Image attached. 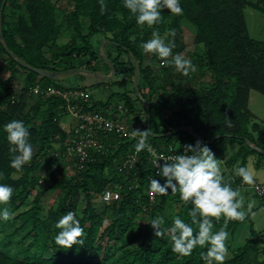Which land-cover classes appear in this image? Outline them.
Masks as SVG:
<instances>
[{"label": "trees", "instance_id": "16d2710c", "mask_svg": "<svg viewBox=\"0 0 264 264\" xmlns=\"http://www.w3.org/2000/svg\"><path fill=\"white\" fill-rule=\"evenodd\" d=\"M64 1L72 9L63 10ZM104 3L107 8L101 13L100 0H0V60L6 59L10 70L9 76L0 78V184L13 188L9 202H0V264H206L200 254L207 252V245L182 256L172 251L169 234L155 236L149 223L152 219L163 216L164 229L172 227L176 216L191 223L188 213L193 205L180 198L179 190L173 193L168 189L166 195L150 191L152 178L161 184L165 178L156 175L147 148L138 153L133 167H124L136 151L137 140L102 134L104 152L80 164L67 153L73 132L62 125V118L69 113L67 100L60 95L32 94L37 83L62 91H86L64 86L56 75L44 77L30 67L51 74L67 73L80 69L79 60L85 70L97 71L93 63L105 57L95 47L96 36L101 37L99 43L105 41L103 46H108L106 57L116 74L118 67L130 62L128 69L149 108L135 106L129 97L122 108L112 104L111 97L107 102H91L86 96L72 103L88 113L108 107L118 115L127 111L130 123L135 124L131 128L151 130L148 143L161 151L174 147L182 153L185 145H194L200 138L226 167L222 175L233 189L253 190L264 205V196L237 175V169L246 167L251 156L257 157L258 167L264 165V131L256 134L261 126L249 106L251 90L264 94V41L250 35L244 12L250 6L264 14V0H179L182 14L165 8L162 21L152 26L138 24L136 15L124 7V0ZM8 6L12 8L9 13ZM187 23L194 28L195 48L184 55L196 71L185 76L174 74V65L145 53L140 45L158 31L166 42L175 44L173 54H181L186 49L181 35ZM65 35L69 39L64 41ZM147 55L151 59L145 65ZM20 74H25L21 87L17 85ZM207 74L209 81L204 80ZM182 80L193 84L187 87ZM13 119L28 128L35 147L32 159L20 170L11 167L15 154L10 152L12 145L5 131ZM191 127L199 138L190 132ZM232 144L238 145L233 154L229 152ZM41 167L49 176L42 187ZM108 190L119 192L120 197L105 201ZM55 191V200L44 206L43 197ZM96 201L102 206L100 210ZM4 209L12 214L11 219H3ZM252 210L243 221L229 220L228 255L223 264H264V257H260L264 254L262 234L254 224L242 245H231L237 228L252 220ZM68 211L76 213L86 236L83 245L66 249L55 237L60 231L56 224ZM107 217L111 219L108 223ZM209 219L215 232L224 227L226 218ZM193 227L195 235L198 227Z\"/></svg>", "mask_w": 264, "mask_h": 264}, {"label": "clouds", "instance_id": "9594fccd", "mask_svg": "<svg viewBox=\"0 0 264 264\" xmlns=\"http://www.w3.org/2000/svg\"><path fill=\"white\" fill-rule=\"evenodd\" d=\"M100 4L101 13H103L107 6L104 0H100ZM124 7L136 15L138 24H147L148 26L162 21V10L165 8L173 14L183 13L179 0H124ZM170 34L174 36L175 31L172 30ZM140 47L145 53L156 54L166 64L174 65L177 71L185 76L196 71V66L189 59L179 53L173 54L175 44L171 41L166 42V37H162L158 31H153L152 38L141 43ZM228 126H232L230 119ZM5 131L8 134L7 139L12 145L10 152L15 154L11 160V167L20 170L35 153V147L29 140L30 132L22 121L16 119L11 120L5 126ZM151 134V130L136 129L133 132V136L138 139L137 153L146 148L151 149V145L148 143V137ZM153 156L152 163L157 169L156 175L165 178V182L161 184L152 178L150 191L166 195L168 189H171L173 193L179 190L180 198L193 205L188 213L191 223H185L179 216H176L173 219L172 227L164 229L162 228L165 223L163 216L152 219L149 223L155 230V236L163 238L166 233L169 234L173 242L172 251L182 256L191 255L197 246L205 247L207 245V252L200 254L206 264H213V261L223 264L228 254L226 241L230 235L226 231L227 224L229 220L243 221L252 205L249 204L248 210H244L243 196L225 180L221 172L220 161L211 148L199 140L194 145H185L180 154L168 157L155 154ZM161 159L164 161L163 164L158 163ZM237 175L246 184L254 183L253 172L246 167L238 168ZM12 194V187L0 184V202H9ZM222 215L226 218L224 227L214 232V224L209 217L219 220ZM2 216L4 220H8L11 219L12 214L8 209H4ZM193 226L198 227L195 235ZM56 227L60 231L55 240L61 247L68 249L73 245L84 244L83 238L86 233L75 212L68 211L58 221Z\"/></svg>", "mask_w": 264, "mask_h": 264}, {"label": "rangeland", "instance_id": "374dc122", "mask_svg": "<svg viewBox=\"0 0 264 264\" xmlns=\"http://www.w3.org/2000/svg\"><path fill=\"white\" fill-rule=\"evenodd\" d=\"M23 1V0H19ZM63 10L72 9V5H68L65 1L63 2ZM10 9H12L10 6L7 7V12H10ZM246 22L249 28V33L253 38L259 39L264 41V14L250 6H246L244 9ZM181 39L183 40L184 44L186 45V49L181 53L185 58L184 55L188 50H192L195 48L194 38H195V32L194 28L190 24H184L183 30H182ZM162 37H165L164 35ZM101 37L96 36L93 38V42L95 44V47L98 51H101L104 59L102 57L98 58L93 63V66L97 68L96 70L92 69H84V66H80L79 60H76V63H78V66L80 69H74L67 73H59L56 74V80L57 82H60L64 86H76V87H83L87 91V99L91 102L95 101H103L107 102L111 97V102L114 105L118 106H124L127 98H131L134 102V105L137 107H142L143 105H146L147 109L149 108V105L146 103H143L145 99L141 98V94H139L137 91V82L133 80L132 73L128 69L130 68V62L126 63L125 65H119L121 67H118V73H114V67L111 62L108 61L106 57V53L108 52L109 48L107 45H104L105 41H101L99 43V39ZM69 36L65 35L62 37V40H68ZM111 48H113V45H110ZM114 49V48H113ZM103 59V60H102ZM124 59H127V55L124 53ZM151 59L150 55H147L144 60V64L147 65ZM97 63V64H96ZM116 71V69H115ZM180 71H177L176 67L173 69V73H179ZM192 74H195V72H190ZM10 70L9 65L6 59L0 60V78L5 79L7 76H9ZM197 76H200V72L196 74ZM194 76V75H192ZM25 80V74L19 75V82L17 85L19 87L24 85ZM102 80L107 81L102 83ZM205 81L210 80V75L207 74L204 77ZM99 82H101L99 84ZM179 82V80H178ZM184 85L187 87L191 86L193 84L190 80H182ZM199 80L196 81L197 84ZM143 94V93H142ZM123 98H122V97ZM250 109L256 116V121L259 122L261 129L257 135L260 134L262 131H264V94L260 93L256 90H251L250 92ZM122 110V109H121ZM123 113V111H122ZM121 112L119 113V119L127 122L128 125L135 126L134 123H130V114L128 115L127 111H125V115H123ZM72 113H68L62 118V125L66 128L69 127H76L77 124L75 119L72 116ZM132 116V115H131ZM73 127V128H74ZM72 128V129H73ZM192 133V131H190ZM193 134V133H192ZM195 135V134H193ZM196 137V136H195ZM159 143L165 144V140H159ZM253 145V144H252ZM254 146V145H253ZM238 147L237 144H232L229 147V152L233 154ZM255 147V146H254ZM234 151V152H233ZM256 156H251L249 158V161L247 163L246 168H248L250 171L253 172V179L254 182H263L264 183V165L258 167L256 165ZM220 161V160H219ZM220 167L221 172H224L226 170V167H224L222 161H220ZM72 173V170H70ZM38 173L42 176V182L40 186H44L49 181L48 172L46 173L44 171V168L41 167L38 171ZM48 179V180H47ZM240 195L244 198V210H248V205L251 204V218L252 220L247 223H242L236 230L233 238H232V248H236L239 245H242L246 238L249 236L251 231V225L254 224L255 229L260 232L262 235L261 237V247H264V205L261 206V200L255 196L253 190H240ZM57 195V191L48 193L47 196H44L42 199V203L44 206H49L52 204V202L55 200ZM96 205L98 206L99 210L102 208L98 201H96ZM261 206L259 209H257L258 206ZM250 210V211H251ZM248 211V213H250ZM248 215V214H247ZM111 219L109 217L106 218V223L110 222ZM20 224V222H17V226ZM228 255V254H227ZM261 258L264 257V254L260 255Z\"/></svg>", "mask_w": 264, "mask_h": 264}, {"label": "built area", "instance_id": "2783aa9c", "mask_svg": "<svg viewBox=\"0 0 264 264\" xmlns=\"http://www.w3.org/2000/svg\"><path fill=\"white\" fill-rule=\"evenodd\" d=\"M31 91L36 97L60 95L67 100L68 112L73 114L72 116L76 121L75 124H77L76 127H71L73 128V132L70 141L67 143V153L71 157L79 160L80 164L93 160L95 154L104 152L106 143L101 137L102 134H113L119 137L136 139L138 142V139L133 136L134 130L131 128V125H128L127 122L120 120L119 115L113 111L111 107L88 113L82 111L77 104L72 103V100L75 98H86L87 94L84 90L75 89L62 91L54 86L47 87L46 85L43 86L40 83H37L34 87H32ZM119 107L122 108V106ZM150 145L151 149H148V151L152 154V161L154 158L153 154L162 157L180 154L177 148L174 147H170L169 151H161L154 145ZM137 159L138 153L135 151L130 154L128 160L124 162V167H133ZM158 163L163 164L164 161L161 159ZM253 188L258 195L264 196V183H253ZM119 197V192L111 190H108L103 196L104 200L108 202L118 199Z\"/></svg>", "mask_w": 264, "mask_h": 264}, {"label": "water", "instance_id": "95a60500", "mask_svg": "<svg viewBox=\"0 0 264 264\" xmlns=\"http://www.w3.org/2000/svg\"><path fill=\"white\" fill-rule=\"evenodd\" d=\"M4 4H5V2H3L2 3V5H1V10L3 9V7H4ZM30 69L31 70H33V71H35V72H37L38 74H40L41 76H44V77H53V76H55L56 74H51V73H48V72H46L45 70H43V69H40V68H35V67H30ZM116 71H115V68H114V73H115ZM137 91H138V87H137ZM178 131V129H176L175 130V132H177ZM191 131L192 132H194V129L191 127ZM195 136L197 137V138H199L198 137V135L195 133ZM199 140H200V138H199Z\"/></svg>", "mask_w": 264, "mask_h": 264}]
</instances>
